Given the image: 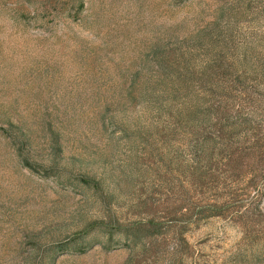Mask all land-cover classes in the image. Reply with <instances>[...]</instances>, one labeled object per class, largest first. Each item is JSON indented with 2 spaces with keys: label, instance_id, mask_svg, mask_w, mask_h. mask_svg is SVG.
<instances>
[{
  "label": "rangeland",
  "instance_id": "374dc122",
  "mask_svg": "<svg viewBox=\"0 0 264 264\" xmlns=\"http://www.w3.org/2000/svg\"><path fill=\"white\" fill-rule=\"evenodd\" d=\"M0 264H264V0H0Z\"/></svg>",
  "mask_w": 264,
  "mask_h": 264
},
{
  "label": "trees",
  "instance_id": "16d2710c",
  "mask_svg": "<svg viewBox=\"0 0 264 264\" xmlns=\"http://www.w3.org/2000/svg\"><path fill=\"white\" fill-rule=\"evenodd\" d=\"M203 99V98H202ZM205 102V100H204ZM203 104H200V103H196L193 107V110L190 112L191 114H200L202 111H201V106ZM227 103H225V107H227ZM195 136H200L202 133L201 131H196V130H192L191 131ZM229 164L232 168H235V167H240V163H238V159L240 158V156H242V152L243 150L240 148V147H236L234 149H230L229 150ZM219 212V211H218ZM218 214V213H217ZM148 226V227H147ZM140 230V229H139ZM146 231V237H147V240L148 238H151L152 236L154 237L156 235V233L160 232V229H159V226H158V223L156 221H154L153 219L150 220V221H147L146 222V229H144ZM143 231V230H142ZM140 238H137L136 241H139ZM142 240V239H141ZM152 241L149 240L145 243H143V249L145 252H148L149 250H151L153 248V244L151 243ZM54 248V247H53ZM54 252H55V248L53 249Z\"/></svg>",
  "mask_w": 264,
  "mask_h": 264
}]
</instances>
